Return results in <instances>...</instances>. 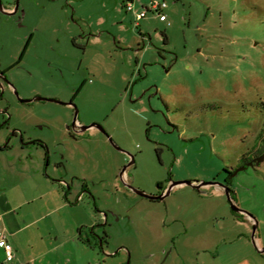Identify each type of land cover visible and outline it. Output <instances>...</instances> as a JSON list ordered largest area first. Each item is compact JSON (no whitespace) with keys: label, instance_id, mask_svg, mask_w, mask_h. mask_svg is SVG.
Instances as JSON below:
<instances>
[{"label":"rangeland","instance_id":"1","mask_svg":"<svg viewBox=\"0 0 264 264\" xmlns=\"http://www.w3.org/2000/svg\"><path fill=\"white\" fill-rule=\"evenodd\" d=\"M59 1L23 0L32 23L42 18L35 51L42 61L31 69L39 74L26 85L29 97L64 104L16 103L23 119L15 125L56 152L57 143L66 145L73 192L78 177L91 192L79 191L71 208L28 234L52 224L92 225L84 235L101 256L109 254L105 264H264L253 223L236 217L219 186L203 193L176 186L164 201H151L120 178L127 153L135 164L123 181L150 195L161 182L224 183L232 172L233 201L257 222L255 238L264 245V0H164L167 22L153 13L138 20L127 12L128 0H69V7ZM62 51L71 63L65 70L52 63ZM71 102L79 123L99 124L105 134L92 129L74 144ZM25 158L29 168L41 162L37 148ZM52 160L54 168L55 152ZM253 160L259 164L235 175ZM14 165L2 168L0 161V186L15 198L25 189L31 200L34 181L23 183V164ZM38 204L23 208V224Z\"/></svg>","mask_w":264,"mask_h":264},{"label":"crops","instance_id":"2","mask_svg":"<svg viewBox=\"0 0 264 264\" xmlns=\"http://www.w3.org/2000/svg\"><path fill=\"white\" fill-rule=\"evenodd\" d=\"M1 140L4 142L3 138ZM26 151L27 149H18L13 152L4 147L3 143L0 145L1 167L9 169L16 166L15 163L23 164L21 172L23 183L34 181L30 189L34 195L31 200H28L25 189L15 198L9 195L11 190L0 186V234H5L7 242L14 251V259L7 262L5 250L0 246V264H102V261L105 264L108 261L106 255L109 254L106 252V255L101 256L102 251L98 252L95 241L90 236L84 235L83 229L86 230L92 225L79 223L75 224L74 228L66 226L64 229L52 224L48 225L46 231L38 228L37 231L32 232L34 234H28L33 226L65 208H71V204L78 202L82 193H79L81 190L66 193L63 189L64 183L56 181L59 178L57 167L65 166L59 163L63 160L60 161L58 158L53 168L54 160L51 158L52 162L48 168H45L43 164L46 158L45 150L39 148L41 162L35 160L31 162L33 169L24 165L30 164L25 158ZM65 179L68 181L70 178ZM76 183H78L77 188L80 189V182ZM51 196L52 198H49ZM39 202L41 205L38 204ZM52 202L55 204H51ZM31 203L38 204L37 208L30 212L33 219L23 224V208ZM247 219L253 223L251 218L247 217ZM256 245L263 249L264 245L259 239L256 240ZM118 264H124L123 260L120 259Z\"/></svg>","mask_w":264,"mask_h":264},{"label":"flooded vegetation","instance_id":"3","mask_svg":"<svg viewBox=\"0 0 264 264\" xmlns=\"http://www.w3.org/2000/svg\"><path fill=\"white\" fill-rule=\"evenodd\" d=\"M54 1L56 2L57 0H48V3H53L52 6H55L56 4L54 3ZM58 2L60 1L58 0ZM65 2L69 7V0H65ZM56 6L60 5L57 4ZM36 7L38 9L45 8L43 5L39 4ZM29 13L30 12L28 8L25 4H23V0H0V138H3L4 147L13 152L18 149L25 150L32 148H42L43 150H45V159L47 160L48 164L51 163L52 154L55 152L59 160H63L62 162H59L60 165H65V167L67 168L69 158L67 155L68 152L66 149V145L57 143L55 147L56 149L60 147L61 151L56 152L50 146L49 142L30 137L27 132L23 130V126L22 128H20L15 125L16 120L21 121L23 119V113H17V109L19 108V106L15 108V105L16 103L23 105L25 103H21V100L31 98L29 97V95H27L28 87L26 83L29 80H33L37 77V74L39 73L34 72V70L31 69L34 68V65H37L38 63H40V61H42V58L35 52L37 49L36 41L38 32L40 30L38 23H40L42 18L39 16V22H37L36 24L32 23L31 20L28 19ZM74 45H77L76 42L74 43ZM52 63L62 70L71 66L69 55L64 53L63 51L60 54L59 61H54ZM31 91L34 94L37 90ZM56 100L60 101L59 99ZM63 104L64 103L62 102V104L60 105ZM68 105L72 106L74 109L73 122L76 118L75 125L72 124L69 127V135L72 139L71 141L74 144L75 142L81 143L82 141H84V139H86L85 132L92 129L105 134L103 127L96 123H94L96 124V127H91L85 130V127L89 125H82V123L78 122L79 111L76 105L73 102L69 103ZM12 131L15 132V137H12V140L8 142ZM127 156L129 160L127 167H130L135 164V157L130 155L129 153L127 154ZM127 167L124 168V173L127 170ZM232 177V172L227 174L224 184L231 187ZM77 179V181L80 182L81 191L91 192L88 182L82 180L81 177H78ZM123 180L122 183L124 184ZM126 180L129 182V174L126 175ZM69 182L70 181H68V184ZM169 183V181H166V183H163L161 186L158 185L157 194L160 195L161 193L166 192L167 188L169 187ZM125 187L128 189V191L134 193L127 186ZM63 189L66 193H71V191H73V189L68 190L67 185L65 184L63 186Z\"/></svg>","mask_w":264,"mask_h":264},{"label":"water","instance_id":"4","mask_svg":"<svg viewBox=\"0 0 264 264\" xmlns=\"http://www.w3.org/2000/svg\"><path fill=\"white\" fill-rule=\"evenodd\" d=\"M34 102H52V103H57V104H62L61 101H58L56 99H49V98H44V97H34V98H31V99H26V100H21V103H25V104H28V103H34ZM75 121H76V118H75ZM75 121L73 122V125H75ZM91 127H96V124H90L89 126L85 127V130L88 129V128H91ZM14 131L11 132L10 134V137L8 139V142H10L12 140V137H15L14 136ZM21 138V137H20ZM111 143L112 140H111ZM119 149V148H118ZM128 154V153H127ZM258 161L257 160H253L251 161L250 163H248L245 167L243 168H240L239 170H237L235 172V175L238 174V172L240 170H245L247 167H251V166H254V165H258ZM124 170L121 172L120 174V178L121 180H123V173H124ZM57 172L59 174V178H57L56 181H59V182H62L64 183L65 185H67V189L68 190H72L74 188V180H70L69 184H68V181L65 179V177L67 176L68 174V170L65 166H62V167H57ZM77 179V178H75ZM125 186H127L130 190H132L135 194H137L138 196L142 197V198H145V199H148V200H151V201H164L171 193V191L173 190V188H175L176 186H190L196 190H199L200 193H203V191H201V188L205 187V186H209V185H216V186H219L220 188H222L225 192V194L227 195V198H228V201L230 202L231 204V208L232 210L237 214V215H244V216H247L249 218H251L253 220V232H252V240L254 242V244L256 245V233L258 231V224L257 222L254 220V218L248 214L247 212H245L244 210H241L239 207H237L233 201V194H232V190L231 188L224 184V183H220V182H195V181H177V182H173L171 183V185L167 188L166 192H163L161 193L160 195H150V194H147L145 193L144 191H141V190H138V189H135L133 188L132 186L126 184L124 182ZM84 192V191H82ZM81 197V195L79 196V198ZM78 198V199H79ZM92 232H93V229H92ZM101 239V244L100 246L103 247V240L102 238ZM257 247V245H256ZM258 251L260 253H264V248L263 249H260L258 248Z\"/></svg>","mask_w":264,"mask_h":264},{"label":"built area","instance_id":"5","mask_svg":"<svg viewBox=\"0 0 264 264\" xmlns=\"http://www.w3.org/2000/svg\"><path fill=\"white\" fill-rule=\"evenodd\" d=\"M135 3H140V8L137 12L135 11ZM125 7L127 12L136 13L138 20L147 18L149 13L155 14L161 22H167L168 20L167 15L164 13L168 6L164 0H151L148 5L141 3V0H128ZM0 246L5 250L7 262H11L14 259V251L3 233L0 234Z\"/></svg>","mask_w":264,"mask_h":264},{"label":"trees","instance_id":"6","mask_svg":"<svg viewBox=\"0 0 264 264\" xmlns=\"http://www.w3.org/2000/svg\"><path fill=\"white\" fill-rule=\"evenodd\" d=\"M165 42H167L166 39H165ZM226 171H227V170H226ZM227 173L229 174V173H231V172L227 171ZM162 184H163V183H158L159 186H161ZM232 194H233V196H234L233 191H232ZM236 217H237L238 219H242L244 216H243V215H237V214H236ZM102 240H103V242H104V238H102Z\"/></svg>","mask_w":264,"mask_h":264}]
</instances>
